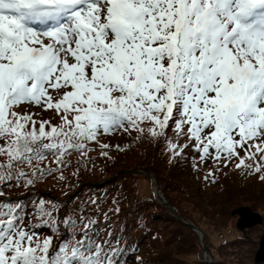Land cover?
Masks as SVG:
<instances>
[{"label":"snow or ice","instance_id":"snow-or-ice-1","mask_svg":"<svg viewBox=\"0 0 264 264\" xmlns=\"http://www.w3.org/2000/svg\"><path fill=\"white\" fill-rule=\"evenodd\" d=\"M133 132L169 164L264 182V0H0V264H127L116 198L37 185L68 197L67 158Z\"/></svg>","mask_w":264,"mask_h":264},{"label":"trees","instance_id":"trees-1","mask_svg":"<svg viewBox=\"0 0 264 264\" xmlns=\"http://www.w3.org/2000/svg\"><path fill=\"white\" fill-rule=\"evenodd\" d=\"M134 136V132L132 136L125 133L105 136L101 143L111 146L108 157L100 154L99 145L92 144L95 150L88 153L92 162L87 166L77 164L82 159L79 154L68 157L72 167L66 168L64 175L75 189L68 197L61 195L64 182L53 177L37 185L40 194L60 200L75 195L86 200L94 195L107 201L102 204L105 210L115 207L112 200L116 198L121 211L110 214L111 224L118 232L127 225L126 238L138 246L136 253H125L127 264H135L134 255L142 256L150 264H190L184 258L187 254L200 255L199 264H257L255 254L259 244L258 239H253V231L264 226V182L260 181L258 174L248 175L233 166L220 168L212 162L194 170L190 158L169 164L161 147L146 141L134 142ZM117 144L122 148L131 145V148L118 151ZM77 167L80 171L74 177L72 173ZM209 169L215 174L214 183L204 179ZM152 177L157 179L160 190L178 215L195 223L204 232L207 248L214 257L212 262L204 261L198 233L155 199ZM246 182L253 189L244 187ZM12 196L16 198L18 192L14 190ZM244 204L263 216L262 225L247 229L245 235L235 226L238 216L231 215L234 208ZM213 216L220 220L219 224ZM206 221L218 224L219 228L227 227L226 236L230 237L231 232L235 236L224 239L214 250L212 237L205 228ZM139 223H145L146 228L138 227ZM44 231L47 233V229Z\"/></svg>","mask_w":264,"mask_h":264},{"label":"water","instance_id":"water-1","mask_svg":"<svg viewBox=\"0 0 264 264\" xmlns=\"http://www.w3.org/2000/svg\"><path fill=\"white\" fill-rule=\"evenodd\" d=\"M153 191L155 195H158L161 202H164L168 205L171 212L175 215V217L179 218L177 215L174 207L171 205V203L168 201V199L160 192L158 182L156 179H154V186ZM231 214L233 216L238 215L239 219L237 220L236 227L240 232L245 233L247 229L252 228L258 224H261L263 221V217L259 212L254 211L250 206L247 205H241L236 207L232 210ZM187 223V222H186ZM193 230L198 232L199 237L201 239V242L203 244V249L205 253V259H209L211 255L207 251V247L205 245V238L204 233L193 223H187ZM255 262L257 264H261L264 262V233L261 236L259 248L256 251L255 254Z\"/></svg>","mask_w":264,"mask_h":264},{"label":"rangeland","instance_id":"rangeland-1","mask_svg":"<svg viewBox=\"0 0 264 264\" xmlns=\"http://www.w3.org/2000/svg\"><path fill=\"white\" fill-rule=\"evenodd\" d=\"M244 187H250V189H253L249 184L248 182L244 183L243 184ZM244 205H247V204H244ZM241 206V205H240ZM248 206V205H247ZM226 208V207H225ZM222 211V210H221ZM232 215V214H231ZM263 217V216H262ZM213 220L215 221H218V224L220 222V220H217L214 216H213ZM238 220V218H237ZM212 222V221H211ZM237 222V221H236ZM263 223V222H262ZM259 224V226L262 225ZM218 224L216 226V224L214 223H210L208 221L205 222V228L209 230V234H210V237H212V240L214 242V250L217 249V245L221 242V241H225L224 239H227V238H232L235 236L234 233L231 232V235L230 237H228V235L226 236L227 232L225 230H227V227H223V228H219L218 227ZM235 226H236V223H235ZM259 228V227H258ZM238 231V230H237ZM239 233H242L240 231H238ZM264 233V226L263 228L261 227L260 229L258 230H254L253 231V239H258V244H260V239H261V236L263 235ZM259 246V245H258ZM259 248V247H258ZM257 248V250H258ZM204 252V251H203ZM203 252H202V255H203ZM184 258L186 260L187 263H190V264H199V259H200V255L199 257L196 256V255H193V254H187V255H184Z\"/></svg>","mask_w":264,"mask_h":264}]
</instances>
